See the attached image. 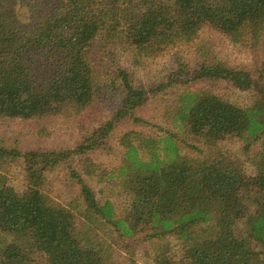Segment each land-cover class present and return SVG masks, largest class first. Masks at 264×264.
Returning <instances> with one entry per match:
<instances>
[{
  "label": "trees",
  "instance_id": "1",
  "mask_svg": "<svg viewBox=\"0 0 264 264\" xmlns=\"http://www.w3.org/2000/svg\"><path fill=\"white\" fill-rule=\"evenodd\" d=\"M205 27L256 48L264 40V0H0V116L38 119L62 104L81 109L107 82L122 93L115 116L74 149L21 152L0 145V264H30L37 253L44 264H116L115 242L141 232L146 239L170 238L179 252L169 256L172 244H158L154 264H264V148L253 157L255 172L246 175L221 151L192 157L178 144L181 133L210 148L233 135L248 150L263 136L264 60L254 75L221 62L196 73L253 91L250 104L186 89L171 107L172 127L158 126L162 135L139 143L121 141L125 152L115 177L129 200L120 215L71 167L80 187V203H69L75 211L44 192L48 172L92 149L127 115L141 121L133 112L148 93L175 82L148 91L121 67L101 71L95 47L154 55L187 45ZM18 159L25 176L17 191L2 165ZM108 174L110 180L113 171Z\"/></svg>",
  "mask_w": 264,
  "mask_h": 264
},
{
  "label": "rangeland",
  "instance_id": "2",
  "mask_svg": "<svg viewBox=\"0 0 264 264\" xmlns=\"http://www.w3.org/2000/svg\"><path fill=\"white\" fill-rule=\"evenodd\" d=\"M18 1L23 5L26 3V0ZM20 12L24 18L28 17L25 11ZM95 48V58L101 71L110 73L112 67H121L130 73L135 85L145 90L149 91L170 79L175 80L159 92L148 93L147 101L133 112V116L141 121L134 122L133 117L127 115L115 123L108 137L97 140V144L92 149L85 150L84 154H71L61 166L46 174L44 192L55 203L66 204L72 211L75 209L69 203L73 201L74 204L80 203V187L69 174V167H71L77 172L82 171L85 182L94 190L100 202L107 198L114 202L118 215L127 207L126 202L129 200L115 177L124 158L125 147L121 141L129 142L130 140L139 143L138 138H156L162 135L158 126L172 127L173 122L169 116L175 110L172 111L171 107L178 95L186 89H201L214 93L237 106L250 104L254 99L253 91H240L226 81L199 79L196 73L202 65L221 62L227 67L245 69L254 75L264 60V40L258 47L249 48L232 43L226 35L208 27L201 29L196 38L187 45L182 44L162 50L154 55L135 56L133 51L119 47L103 48L98 45ZM107 83V87H104L106 90L101 92L92 103L81 109L62 104L48 115L38 119L0 116V145L5 148H15L21 152L61 151L76 148L99 126L112 119L120 107L122 93L117 90V86H110V83ZM185 135L181 133L182 140L178 141L181 154L202 157L214 151H221L237 160L246 175H252L255 172L256 159L253 157L256 152L264 148V135L256 139L248 150L244 148L242 140L233 135L220 140L214 148L205 147L202 143ZM191 145L196 148H192L194 146ZM109 171H113L110 180L108 179ZM85 172L93 175L88 176L84 174ZM2 173L17 191L24 185L22 159L4 163ZM99 179L102 181H98ZM166 241L174 246L170 238L146 239L144 232L138 233L134 238L119 239L113 245L115 262L116 264H154L152 258L155 248ZM172 245L169 247L171 250L168 255L176 257L179 252ZM44 263L43 255L38 253L30 262V264Z\"/></svg>",
  "mask_w": 264,
  "mask_h": 264
}]
</instances>
